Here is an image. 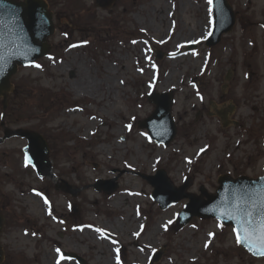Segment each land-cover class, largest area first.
Segmentation results:
<instances>
[{"label": "rangeland", "instance_id": "rangeland-1", "mask_svg": "<svg viewBox=\"0 0 264 264\" xmlns=\"http://www.w3.org/2000/svg\"><path fill=\"white\" fill-rule=\"evenodd\" d=\"M46 1L53 50L13 77L18 95L4 118L0 99V138L22 129L56 139L53 175L27 165L25 138L0 146L3 264H80L65 252L86 264H150L159 250L155 264H264L214 218L178 228L189 198L161 209L145 178L164 169L173 187L206 200L201 191L215 195L220 177L263 176L264 0H229L237 23L213 48L205 41L208 0H115L108 9L95 0ZM157 51L179 55L159 59ZM151 91L174 98L177 135L168 146L139 127L155 111ZM38 92L52 96L53 107L38 102ZM98 179L118 188L98 191ZM123 222L140 228H111Z\"/></svg>", "mask_w": 264, "mask_h": 264}, {"label": "water", "instance_id": "water-1", "mask_svg": "<svg viewBox=\"0 0 264 264\" xmlns=\"http://www.w3.org/2000/svg\"><path fill=\"white\" fill-rule=\"evenodd\" d=\"M98 5L109 8L114 0H96ZM7 6V11L0 12V66L4 72L0 74V98L4 97L7 108L8 93L12 91L11 79L17 73L18 65H32L40 58L48 54L52 47L48 43L49 38L55 32L53 14L48 10V4L44 0H0ZM213 31L207 38L208 47L221 43L223 34L234 29L236 17L234 9L228 0H213ZM193 48V46H191ZM163 54L160 53L162 58ZM149 99L156 105V111L148 119L140 123L158 144L169 145L177 134L175 120L172 117V93L157 94L151 92ZM20 135L28 138L29 144L25 148L26 160L38 171L39 175L51 176L52 165L49 159L50 151L48 142L39 133L24 132L18 130L7 132L5 138ZM0 140V144L5 141ZM155 191V199L162 209L175 203L190 198L191 201L185 207V211L177 219V227L187 225L193 217L212 216L221 219L226 225H233L235 230L240 228L237 222L240 214L237 212L238 204H246L249 209H257L264 198V176L259 179H249L241 176L237 180L223 177L220 179L221 187L217 196L211 197L203 192L208 201H200L185 193L186 187L177 189L173 187L164 170L157 172L155 176L148 177ZM98 190L113 192L118 187L115 180H99L95 186ZM70 191V190H69ZM250 194L245 200L239 199L242 194ZM258 218V217H257ZM4 217L0 215V235L3 231ZM255 257L260 256L255 246L249 248L248 244L242 245ZM163 252L155 253L151 264L162 258ZM71 258L79 259L75 255L67 254ZM5 253L0 242V264L3 263ZM84 263V261L82 262Z\"/></svg>", "mask_w": 264, "mask_h": 264}, {"label": "snow or ice", "instance_id": "snow-or-ice-1", "mask_svg": "<svg viewBox=\"0 0 264 264\" xmlns=\"http://www.w3.org/2000/svg\"><path fill=\"white\" fill-rule=\"evenodd\" d=\"M213 0H208L211 5ZM7 11V6L0 3V12ZM211 12V8H209ZM2 23V21H0ZM211 34V33H209ZM39 67V65H37ZM4 68L0 66V74H3ZM130 127V126H129ZM36 195H41L36 193ZM250 194H242L239 199L245 200ZM47 203V200H45ZM237 212L240 214V219L237 222L240 224V228L236 230V242L244 245L248 244L249 248L255 246L257 253L260 256H264V198H262L261 204L257 209H249L246 204H238ZM51 214V213H50ZM258 217V218H257ZM97 231H101L97 229ZM59 249L57 252L59 253ZM61 259H65L61 256ZM59 264V261L57 262Z\"/></svg>", "mask_w": 264, "mask_h": 264}, {"label": "bare ground", "instance_id": "bare-ground-1", "mask_svg": "<svg viewBox=\"0 0 264 264\" xmlns=\"http://www.w3.org/2000/svg\"><path fill=\"white\" fill-rule=\"evenodd\" d=\"M75 88L79 91L83 90L84 89V85H79V84H75ZM93 86L92 87H88L86 88V91L88 92H92L93 91ZM216 108H222V107H217ZM219 110V109H218ZM224 111V110H223ZM224 113H226V111H224ZM88 200H96L94 197H89ZM128 202H130L129 200H127ZM125 203V201H123L122 198H119V200H117V202L115 203L116 206L119 208V206H122L123 204ZM157 228H156V231L157 229H159V226H163L161 223L157 224L156 225ZM109 228V226H105V227H101V226H98L97 229L101 230V231H105ZM113 230H120V229H131V228H140V225L137 227V226H133V224L131 223L130 227H127V225L123 222V223H120L119 226H113L111 227Z\"/></svg>", "mask_w": 264, "mask_h": 264}, {"label": "trees", "instance_id": "trees-1", "mask_svg": "<svg viewBox=\"0 0 264 264\" xmlns=\"http://www.w3.org/2000/svg\"><path fill=\"white\" fill-rule=\"evenodd\" d=\"M21 88L22 87L20 86V88H19L20 91L22 90ZM37 95H38V99H37L38 102L45 104L47 107H53V105H54L53 101L55 99L52 96L45 97L40 92H38ZM15 99H16V97H15ZM49 141H52V143H56L55 141H57V140L51 138V140L49 139Z\"/></svg>", "mask_w": 264, "mask_h": 264}]
</instances>
